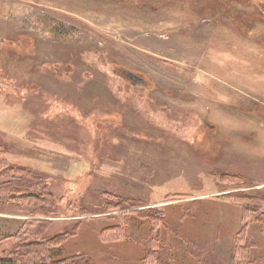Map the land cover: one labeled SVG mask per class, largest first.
I'll return each mask as SVG.
<instances>
[{
	"label": "rangeland",
	"instance_id": "374dc122",
	"mask_svg": "<svg viewBox=\"0 0 264 264\" xmlns=\"http://www.w3.org/2000/svg\"><path fill=\"white\" fill-rule=\"evenodd\" d=\"M11 168L51 197L0 193V257L264 264V0H0Z\"/></svg>",
	"mask_w": 264,
	"mask_h": 264
},
{
	"label": "trees",
	"instance_id": "16d2710c",
	"mask_svg": "<svg viewBox=\"0 0 264 264\" xmlns=\"http://www.w3.org/2000/svg\"><path fill=\"white\" fill-rule=\"evenodd\" d=\"M11 170H15V172L25 171L24 174L13 178L14 183L9 182V180L2 184H0V193L5 194V191H8L10 187L12 188V184L16 183V191H19L22 197L32 199L36 208H39L38 202L45 201L43 203H49L48 198L50 199L51 194H46L44 196L43 187L41 188L42 181H40V177H31L26 169L20 168H11ZM26 174V175H25ZM19 185V186H18ZM40 187V188H38ZM38 189V190H37ZM45 189V187H44ZM40 190V191H39ZM15 194V193H14ZM43 198V199H42ZM48 200V201H47ZM41 210L43 215L49 214L51 212L46 206L41 203ZM48 209V210H47ZM38 212V211H37ZM244 219V216H243ZM165 222V220H164ZM46 226L41 227V230H44L47 227V222H45ZM244 221L242 223L241 229L237 233V237L244 238L245 236V227ZM154 232V229H153ZM66 233V234H65ZM71 236L70 232H63L57 235H54L51 238H46L44 241H30L27 242L23 247V251H21V247L17 249V251L11 252L7 256L0 257V264H79L85 263L83 262L85 254L80 255H70L68 257L63 258L62 260H55L53 256L60 251V246L62 243L67 241ZM68 237V238H67ZM44 242V243H43ZM46 244V245H45ZM60 261V262H56ZM50 262V263H49Z\"/></svg>",
	"mask_w": 264,
	"mask_h": 264
},
{
	"label": "water",
	"instance_id": "95a60500",
	"mask_svg": "<svg viewBox=\"0 0 264 264\" xmlns=\"http://www.w3.org/2000/svg\"><path fill=\"white\" fill-rule=\"evenodd\" d=\"M123 73L135 84H143L145 83V79L141 76H139L138 74L132 72V71H129V70H122Z\"/></svg>",
	"mask_w": 264,
	"mask_h": 264
},
{
	"label": "flooded vegetation",
	"instance_id": "af4514ba",
	"mask_svg": "<svg viewBox=\"0 0 264 264\" xmlns=\"http://www.w3.org/2000/svg\"><path fill=\"white\" fill-rule=\"evenodd\" d=\"M125 70V69H124ZM127 70V69H126ZM144 84V83H143Z\"/></svg>",
	"mask_w": 264,
	"mask_h": 264
}]
</instances>
